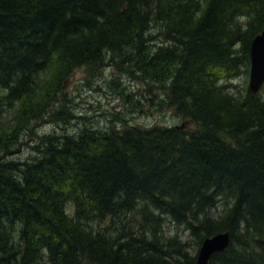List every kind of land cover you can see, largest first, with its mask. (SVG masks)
Wrapping results in <instances>:
<instances>
[{"label":"trees","instance_id":"1","mask_svg":"<svg viewBox=\"0 0 264 264\" xmlns=\"http://www.w3.org/2000/svg\"><path fill=\"white\" fill-rule=\"evenodd\" d=\"M263 30L264 0H0V264H196L224 231L210 264H264V90L232 84ZM107 66L192 126L35 134Z\"/></svg>","mask_w":264,"mask_h":264},{"label":"rangeland","instance_id":"2","mask_svg":"<svg viewBox=\"0 0 264 264\" xmlns=\"http://www.w3.org/2000/svg\"><path fill=\"white\" fill-rule=\"evenodd\" d=\"M157 30V28H153L152 32ZM151 44H156V42L152 41ZM123 72L125 71L122 68L118 70L110 66L100 70H92L87 67L76 70L66 84L67 94L65 93V100L69 105L67 110L71 111L75 117L71 118L72 121L69 124L54 121V118H48L47 122L42 126L40 124L34 128L35 134L52 131L63 134L64 132H76L81 128H90L91 126L97 129H104L113 125L114 121L116 126L121 128L124 122L116 119L117 116L128 119L131 124L139 123L149 126L156 124L168 126L184 125L183 128L188 124L192 126L187 120L180 119L168 105L159 103L152 105L151 102H148L144 95L148 97H151V95L147 91L150 86L146 84V81L142 79L135 80L130 77L131 73L126 75ZM250 75V73L249 76L243 73L238 78H235L232 84L243 88L246 84H249L247 79L250 80ZM114 78H118L122 84L112 81ZM220 84L223 83L221 82ZM149 85L151 84L149 83ZM121 88L141 98L145 103L144 107L139 109L127 100L130 99L129 97H125L127 98L125 99L118 94L117 91ZM152 90L158 94H163L165 91L161 87L156 86H152ZM163 95L165 96V94ZM67 110H61L59 116L66 119L69 118L71 114ZM10 113V110L5 111L3 113L4 118H9ZM30 134L32 132L24 133L22 139L25 144L20 147L21 151L15 155L16 158H28L32 154L36 155L37 151L32 148V145L37 143Z\"/></svg>","mask_w":264,"mask_h":264},{"label":"water","instance_id":"3","mask_svg":"<svg viewBox=\"0 0 264 264\" xmlns=\"http://www.w3.org/2000/svg\"><path fill=\"white\" fill-rule=\"evenodd\" d=\"M264 85V31L258 34L251 45V75L250 88L258 93ZM181 128L184 125L179 126ZM231 243L230 233L221 232L207 237L200 246L196 264H210L216 252L226 250Z\"/></svg>","mask_w":264,"mask_h":264},{"label":"bare ground","instance_id":"4","mask_svg":"<svg viewBox=\"0 0 264 264\" xmlns=\"http://www.w3.org/2000/svg\"><path fill=\"white\" fill-rule=\"evenodd\" d=\"M255 37H256V36H255ZM255 37H254V38H255ZM253 40H254V39H253ZM252 42H253V41H252Z\"/></svg>","mask_w":264,"mask_h":264}]
</instances>
